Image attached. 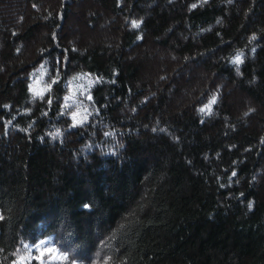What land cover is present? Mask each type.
<instances>
[{
    "label": "trees",
    "instance_id": "obj_1",
    "mask_svg": "<svg viewBox=\"0 0 264 264\" xmlns=\"http://www.w3.org/2000/svg\"><path fill=\"white\" fill-rule=\"evenodd\" d=\"M0 215V264H264V0H0Z\"/></svg>",
    "mask_w": 264,
    "mask_h": 264
},
{
    "label": "rangeland",
    "instance_id": "obj_2",
    "mask_svg": "<svg viewBox=\"0 0 264 264\" xmlns=\"http://www.w3.org/2000/svg\"><path fill=\"white\" fill-rule=\"evenodd\" d=\"M48 75L45 68H40L37 74V77L32 82L30 89L34 98H44L49 90L48 87ZM68 108L71 110L74 108V103L76 98L74 95L69 97ZM75 113V109L71 110V114ZM42 241H46V244H42L39 249L36 248V245L41 244ZM36 245H30L27 250V259L36 260L40 264H66V255L61 252V250L55 245L52 238H45L39 241ZM30 250V251H29ZM66 257V258H64Z\"/></svg>",
    "mask_w": 264,
    "mask_h": 264
},
{
    "label": "snow or ice",
    "instance_id": "obj_3",
    "mask_svg": "<svg viewBox=\"0 0 264 264\" xmlns=\"http://www.w3.org/2000/svg\"><path fill=\"white\" fill-rule=\"evenodd\" d=\"M202 2H203V3H206L207 0H202ZM228 3H232V0H228ZM193 7H196V5L194 4ZM132 25H133V27H135V28H139V26H140V22L133 21V22H132ZM251 39H252V40H255V39H256L255 35H253V36L251 37ZM253 51H254V49H253ZM232 62H233L234 64H240V63H243V53H237L236 56H235V58L233 59ZM41 67H43V66H41ZM53 82H54V81H53ZM89 98H90V97H89ZM48 102L51 103L50 100H49ZM215 103H216V97L213 96L212 99L209 101V103H208L207 105H205V107L202 108L200 111H201V112H205V111L210 112V111H211V106H212L213 104H215ZM73 120H74V121L76 120L75 115H73ZM82 122H83L82 120H81V121H76V123H75L73 126H76L77 124H82ZM60 134H61L60 131H59V130H56L54 133H50L49 135H51V136L53 137V139H55V138L59 137ZM109 134H110V133H109ZM232 175L235 176L236 173L233 172ZM249 207L251 208V205H249ZM2 219H3V216L0 215V220H2ZM46 243H47L46 241H42L41 244L36 245V248L39 249V248L41 247L42 244H46ZM24 247H25V248H28L29 246H28L27 244H25ZM29 251H30V250H29ZM64 258H66V257H64ZM23 259H24V257H21V258H20L21 261H22ZM108 259H110V257H109ZM14 264H18V262H14ZM104 264H107V260H105Z\"/></svg>",
    "mask_w": 264,
    "mask_h": 264
}]
</instances>
